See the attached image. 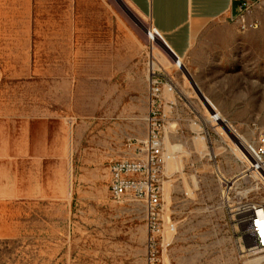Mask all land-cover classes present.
<instances>
[{
    "label": "rangeland",
    "instance_id": "obj_1",
    "mask_svg": "<svg viewBox=\"0 0 264 264\" xmlns=\"http://www.w3.org/2000/svg\"><path fill=\"white\" fill-rule=\"evenodd\" d=\"M234 16L222 64L240 75L192 78L130 0H0V264H264L231 212L239 195L264 201V189L248 182L228 195L225 179L238 173L196 172L195 158L172 157L156 244L147 205L115 201L109 189L111 163L135 158L146 139L153 73L198 98V81H219L225 119L244 117L237 128L218 122L219 132L227 153L247 160L235 141L264 126V3L249 15L257 27L243 30ZM235 80L244 109L226 89Z\"/></svg>",
    "mask_w": 264,
    "mask_h": 264
},
{
    "label": "crops",
    "instance_id": "obj_2",
    "mask_svg": "<svg viewBox=\"0 0 264 264\" xmlns=\"http://www.w3.org/2000/svg\"><path fill=\"white\" fill-rule=\"evenodd\" d=\"M130 1L142 14L151 19L152 30L156 33L159 31L160 35L157 34L162 35L178 58L184 61V67L190 68L188 76L222 77L225 74L235 75L241 72V69L222 64L228 55V49L224 46L235 39L229 35L231 25L226 20L233 11L231 0ZM209 45L212 48L207 51L205 46ZM163 48L170 53L164 46ZM205 61H212L211 70L205 68ZM171 73L173 78L179 76L174 69ZM183 83L182 89L170 91L164 87L161 94L160 100L166 120L165 148L173 158H195L190 164L196 172H208L214 167L217 172L219 168L224 174L239 173L240 162L233 152L227 153L231 149L230 144L219 132L218 122L224 120L236 127L244 124V117L238 114L231 123L225 119L217 95L219 81L214 82L210 89L202 87L198 81L196 85L201 93L199 98L193 88L184 81ZM240 83L239 80H235L230 83L231 86L226 87L228 92L234 94L232 96L234 109L245 108V92L240 89ZM204 106L213 114L219 111L222 119L213 122L204 113ZM220 156L224 159H219Z\"/></svg>",
    "mask_w": 264,
    "mask_h": 264
},
{
    "label": "built area",
    "instance_id": "obj_3",
    "mask_svg": "<svg viewBox=\"0 0 264 264\" xmlns=\"http://www.w3.org/2000/svg\"><path fill=\"white\" fill-rule=\"evenodd\" d=\"M231 2L233 10L231 15H235L243 30L258 26L257 22H249V15L260 7L264 0H231ZM164 87L170 91L175 89L172 81H164L160 74L153 73L150 78L152 101L146 139L140 141L141 145L135 158L117 160L110 165L111 197L115 201L131 199L147 205L149 224L153 233L151 241L154 244L156 237L162 235L164 231V226L160 222L164 210L162 180L168 161L172 158L164 143L166 120L160 100ZM235 142L247 160L237 157L242 166L237 179H225L228 195L235 191L236 186L248 182L253 184V190L264 189V126L254 124L248 142L243 143L237 136ZM239 198L231 206L232 217L235 223L253 238L254 247L264 249V201H244L241 195ZM171 228L176 229L174 224ZM153 260L156 261V258Z\"/></svg>",
    "mask_w": 264,
    "mask_h": 264
},
{
    "label": "water",
    "instance_id": "obj_4",
    "mask_svg": "<svg viewBox=\"0 0 264 264\" xmlns=\"http://www.w3.org/2000/svg\"><path fill=\"white\" fill-rule=\"evenodd\" d=\"M165 44H166V49H169V51H171L177 58L178 56L175 54V52L170 48V46L166 43V41L164 40ZM220 123V122H219ZM227 132L230 134V136L234 139V134L231 132V130L226 129Z\"/></svg>",
    "mask_w": 264,
    "mask_h": 264
},
{
    "label": "bare ground",
    "instance_id": "obj_5",
    "mask_svg": "<svg viewBox=\"0 0 264 264\" xmlns=\"http://www.w3.org/2000/svg\"><path fill=\"white\" fill-rule=\"evenodd\" d=\"M152 69H155L156 67H157V63H152ZM162 68V67H161ZM244 143H246V142H248V140L245 142V141H243ZM243 155V154H242ZM244 157H246L245 155H244ZM255 249V248H254Z\"/></svg>",
    "mask_w": 264,
    "mask_h": 264
}]
</instances>
